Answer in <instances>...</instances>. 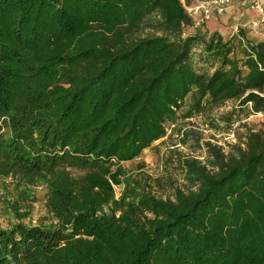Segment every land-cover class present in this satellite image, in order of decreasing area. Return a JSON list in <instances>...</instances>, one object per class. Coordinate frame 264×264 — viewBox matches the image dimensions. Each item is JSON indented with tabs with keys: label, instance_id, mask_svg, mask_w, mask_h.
<instances>
[{
	"label": "trees",
	"instance_id": "1",
	"mask_svg": "<svg viewBox=\"0 0 264 264\" xmlns=\"http://www.w3.org/2000/svg\"><path fill=\"white\" fill-rule=\"evenodd\" d=\"M192 2L0 0V176L45 183L56 220L16 213L0 264H264V130L228 155L209 145L211 170L185 161L191 187L173 200L136 193L117 167L186 100L187 119L230 102L264 116V43L183 38Z\"/></svg>",
	"mask_w": 264,
	"mask_h": 264
},
{
	"label": "rangeland",
	"instance_id": "2",
	"mask_svg": "<svg viewBox=\"0 0 264 264\" xmlns=\"http://www.w3.org/2000/svg\"><path fill=\"white\" fill-rule=\"evenodd\" d=\"M210 25L208 22L198 31L210 35L212 33ZM238 30L240 27L232 32L233 34H224L222 38L227 40L236 37ZM196 31L192 27H183L181 36L183 38L194 36ZM148 32L149 30L139 31L134 36H144ZM193 60L197 69L202 67L196 56ZM189 105L190 101L186 100L178 112L176 122L166 125L164 138L153 143L135 160L117 166L122 170L121 179L135 184L136 193H150L158 199L173 200L176 190L187 191L191 187L185 161H198L211 170L212 157L209 145L228 155L235 147L245 149L250 133H259L264 130V116L252 114L246 108L240 109L237 103L230 102L217 110L205 107L200 115L195 113L187 119L184 118V114ZM231 112L234 113L232 116ZM231 119L239 123L238 128L232 133L225 127ZM3 134L9 135L7 130H4ZM72 175L80 179L83 173L73 171ZM123 188V185L114 186L116 200L120 198ZM46 204L45 183L38 182L30 186L21 183L18 179L0 176V228L8 229L9 225L15 222L16 213L26 214L27 225L45 229L54 228L56 220L48 212ZM109 210L110 208H104L105 213Z\"/></svg>",
	"mask_w": 264,
	"mask_h": 264
},
{
	"label": "built area",
	"instance_id": "3",
	"mask_svg": "<svg viewBox=\"0 0 264 264\" xmlns=\"http://www.w3.org/2000/svg\"><path fill=\"white\" fill-rule=\"evenodd\" d=\"M230 9L254 12L256 19L250 22L251 30L260 31L264 34V5L263 0H193L185 10L193 20V29H201L211 20L222 17ZM264 43V42H263ZM261 115V114H259ZM239 123H233L229 132H233Z\"/></svg>",
	"mask_w": 264,
	"mask_h": 264
},
{
	"label": "crops",
	"instance_id": "4",
	"mask_svg": "<svg viewBox=\"0 0 264 264\" xmlns=\"http://www.w3.org/2000/svg\"><path fill=\"white\" fill-rule=\"evenodd\" d=\"M264 5V0H263ZM256 14L254 12L240 11L237 9H230L222 17H217L210 21L211 32L217 33L221 37L224 34H233L232 32L240 30L245 34V38L252 43L264 42V34L260 31L256 32L251 30L250 22L256 19ZM235 25V27H234ZM234 27V29H229Z\"/></svg>",
	"mask_w": 264,
	"mask_h": 264
}]
</instances>
